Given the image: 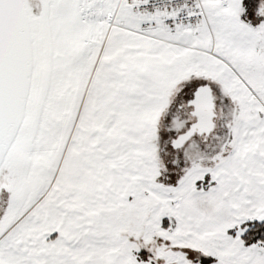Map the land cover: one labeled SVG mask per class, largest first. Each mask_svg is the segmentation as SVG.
Wrapping results in <instances>:
<instances>
[{"label": "snow or ice", "instance_id": "snow-or-ice-1", "mask_svg": "<svg viewBox=\"0 0 264 264\" xmlns=\"http://www.w3.org/2000/svg\"><path fill=\"white\" fill-rule=\"evenodd\" d=\"M0 264H264V0H0Z\"/></svg>", "mask_w": 264, "mask_h": 264}]
</instances>
